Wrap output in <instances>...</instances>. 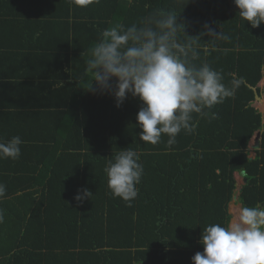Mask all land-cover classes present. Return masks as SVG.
<instances>
[{
  "label": "trees",
  "instance_id": "1",
  "mask_svg": "<svg viewBox=\"0 0 264 264\" xmlns=\"http://www.w3.org/2000/svg\"><path fill=\"white\" fill-rule=\"evenodd\" d=\"M14 1L30 7L21 0H0V34L7 27L3 22L18 17L20 6L11 7ZM23 1L43 6L29 13L32 17L66 25L61 39L66 35L65 49L72 51L76 70L43 77L74 97L75 118L68 131L62 120V134L47 144L49 174L25 185L4 184L0 264H192L191 257L204 250L199 242L203 229L230 222L235 173L245 181L238 195L241 208H264V124L252 107L263 77L264 24L252 28L233 0ZM160 9L175 11L185 25L177 39L192 42L193 64L207 63L222 72L226 85L233 76L243 80L234 96L205 110L209 116L193 113V130L181 131L172 145L167 135L155 145L140 141L136 114L141 102L129 96L117 107L110 91L93 90L95 81L90 89L92 77L85 74L89 50L104 29L139 25ZM27 26L34 39L40 28ZM208 29L221 35L209 36ZM13 48L0 45L1 50ZM256 133L258 147L250 151ZM128 148L144 169L138 195L130 202L111 194L104 171ZM85 188L92 195L79 203L74 197Z\"/></svg>",
  "mask_w": 264,
  "mask_h": 264
},
{
  "label": "clouds",
  "instance_id": "2",
  "mask_svg": "<svg viewBox=\"0 0 264 264\" xmlns=\"http://www.w3.org/2000/svg\"><path fill=\"white\" fill-rule=\"evenodd\" d=\"M72 2L83 4L81 0ZM233 3L240 18L252 28L264 24V0H233ZM177 17L175 11L160 9L139 25L116 24L104 29L99 41L90 48L86 62L85 74L92 77L90 89L95 81L93 90L110 91L117 107L129 96L141 102L136 114L142 130L139 139L153 145L163 135L168 136V145L174 144L181 131L193 130V113L209 116L206 109L211 110L234 96L243 83L242 78L233 76L226 85L222 72L207 63L199 67L193 64L197 54L192 42L182 44L177 39L178 32H184L185 28ZM207 34L221 35L211 29ZM211 116L215 118V113ZM22 143L20 136L0 142V159H18ZM104 171L114 197L127 202L137 197L136 185L144 169L134 150L120 151L108 161ZM5 193L6 186L0 184V197ZM91 195L85 188L78 190L74 199L83 203ZM3 219L0 212V223ZM199 242L204 250L191 257L192 264H264V208H240L227 226L212 224L204 228Z\"/></svg>",
  "mask_w": 264,
  "mask_h": 264
},
{
  "label": "crops",
  "instance_id": "3",
  "mask_svg": "<svg viewBox=\"0 0 264 264\" xmlns=\"http://www.w3.org/2000/svg\"><path fill=\"white\" fill-rule=\"evenodd\" d=\"M20 2L30 7L16 1L10 3L11 7L20 6L19 14L3 22L7 27L0 34V45L16 47L0 49V142L20 136L23 143L18 159H0V181L25 185L49 174L47 144L55 135L58 139L62 134V120L67 121L68 131L69 123L75 118L74 105L70 101L74 97L69 99L68 92L46 83L43 76L51 74L60 78L76 68L71 64L72 51L65 49L66 35L61 39V33H66L65 23L61 26L59 20L47 22L46 18H34L29 13L35 14L43 6ZM28 22L40 28L34 39L30 37ZM34 46L37 48H32ZM34 144L38 145L32 147ZM38 146L45 149L39 147L41 150L37 151ZM2 200L5 199L0 197Z\"/></svg>",
  "mask_w": 264,
  "mask_h": 264
},
{
  "label": "rangeland",
  "instance_id": "4",
  "mask_svg": "<svg viewBox=\"0 0 264 264\" xmlns=\"http://www.w3.org/2000/svg\"><path fill=\"white\" fill-rule=\"evenodd\" d=\"M257 88L259 90L260 100L259 101L256 100L255 102H253L252 107L261 114L262 123L264 124V78L261 79L260 83L257 85ZM253 140H254V137L252 138V140L249 144V150L250 151H252V146L254 144ZM250 157L253 158L254 153H251ZM234 179H235V191H234L232 200L228 206V212L231 216L230 222H232V220L234 219L235 211L239 212V209L241 208L239 201H238V195H239V191H240L241 187L245 183L242 176H240V174H238V173L234 174Z\"/></svg>",
  "mask_w": 264,
  "mask_h": 264
},
{
  "label": "water",
  "instance_id": "5",
  "mask_svg": "<svg viewBox=\"0 0 264 264\" xmlns=\"http://www.w3.org/2000/svg\"><path fill=\"white\" fill-rule=\"evenodd\" d=\"M254 93H255V101H259L260 100V97L257 95L255 89H254ZM258 138H259V133H256L255 136H254V140H253V146H252V149L254 148H257L258 147ZM235 200V199H234Z\"/></svg>",
  "mask_w": 264,
  "mask_h": 264
},
{
  "label": "bare ground",
  "instance_id": "6",
  "mask_svg": "<svg viewBox=\"0 0 264 264\" xmlns=\"http://www.w3.org/2000/svg\"><path fill=\"white\" fill-rule=\"evenodd\" d=\"M237 213H238V212L235 211V213H234V219H235V217L237 216ZM234 219H233V220H234ZM233 220H232V221H233Z\"/></svg>",
  "mask_w": 264,
  "mask_h": 264
},
{
  "label": "snow or ice",
  "instance_id": "7",
  "mask_svg": "<svg viewBox=\"0 0 264 264\" xmlns=\"http://www.w3.org/2000/svg\"><path fill=\"white\" fill-rule=\"evenodd\" d=\"M86 2V0H81V3H85Z\"/></svg>",
  "mask_w": 264,
  "mask_h": 264
}]
</instances>
